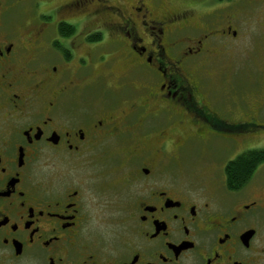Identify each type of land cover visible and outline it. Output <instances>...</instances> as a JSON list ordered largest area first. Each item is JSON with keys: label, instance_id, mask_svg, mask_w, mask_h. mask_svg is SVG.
Here are the masks:
<instances>
[{"label": "flooded vegetation", "instance_id": "obj_1", "mask_svg": "<svg viewBox=\"0 0 264 264\" xmlns=\"http://www.w3.org/2000/svg\"><path fill=\"white\" fill-rule=\"evenodd\" d=\"M215 26L156 0H0V264H264V160L240 188L224 172L264 101L204 90L201 56L239 34Z\"/></svg>", "mask_w": 264, "mask_h": 264}, {"label": "rangeland", "instance_id": "obj_2", "mask_svg": "<svg viewBox=\"0 0 264 264\" xmlns=\"http://www.w3.org/2000/svg\"><path fill=\"white\" fill-rule=\"evenodd\" d=\"M156 2L162 4L167 10H175L179 13L186 9V11L194 13L196 18H200V21H204L208 25H216L214 28L219 26L221 20L232 18L239 29L238 36L230 37V40L212 41L210 43L212 53L201 56L200 73L203 78L204 90L210 94L212 99L218 97L217 94L235 98L240 111H248L254 102L264 101V0H222L220 2L215 0H156ZM97 55L96 52V58ZM116 62L118 65L115 64ZM113 71L115 72L114 76L121 74L120 58L114 60ZM133 82L134 85L138 83L134 77ZM133 84L127 89L129 94H132L136 89ZM260 117L264 120V106ZM252 146H264V133L259 137L245 139L244 143L234 150L235 153L231 158ZM218 153L222 154L220 150ZM197 159L190 160V164L188 163L189 168L194 167L192 171L201 168V165L209 169L210 166L208 167L207 163L203 161L202 154H198ZM108 170L113 175L117 168H107L105 171ZM258 179L262 183L256 184ZM97 180L95 178L94 181ZM251 183H255L256 188L259 187L258 193L264 189V164L251 179ZM105 200L107 206H105ZM98 202L103 203L104 206H95L93 221L94 225L104 227V224L99 223L101 214L113 211L114 208H117L118 202H112L110 197L100 199Z\"/></svg>", "mask_w": 264, "mask_h": 264}, {"label": "trees", "instance_id": "obj_3", "mask_svg": "<svg viewBox=\"0 0 264 264\" xmlns=\"http://www.w3.org/2000/svg\"><path fill=\"white\" fill-rule=\"evenodd\" d=\"M264 160V152L259 150L244 151L225 167L228 185L242 187L254 174L258 164Z\"/></svg>", "mask_w": 264, "mask_h": 264}]
</instances>
